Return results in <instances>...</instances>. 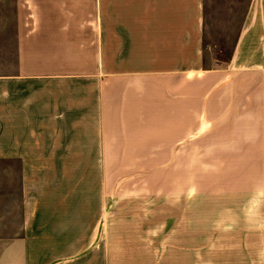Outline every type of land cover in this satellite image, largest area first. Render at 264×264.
Here are the masks:
<instances>
[{
	"label": "crops",
	"instance_id": "1",
	"mask_svg": "<svg viewBox=\"0 0 264 264\" xmlns=\"http://www.w3.org/2000/svg\"><path fill=\"white\" fill-rule=\"evenodd\" d=\"M0 3L15 44L0 68V264H264V0L210 66L207 0ZM118 94L141 100L119 115L168 112L174 217L103 220L83 168ZM203 173L222 209L185 215Z\"/></svg>",
	"mask_w": 264,
	"mask_h": 264
},
{
	"label": "rangeland",
	"instance_id": "2",
	"mask_svg": "<svg viewBox=\"0 0 264 264\" xmlns=\"http://www.w3.org/2000/svg\"><path fill=\"white\" fill-rule=\"evenodd\" d=\"M247 1L207 0L209 18L204 34L207 66L215 64V57L223 63L230 57L240 33L242 11ZM2 9L0 3V68L5 66L7 53L12 56L15 45L11 25L7 22L10 18L4 21L9 13ZM99 88L97 83V94ZM118 96L113 102L114 116L110 131H100L97 135L99 150L94 155L96 164L83 168L87 181L92 180L94 175L100 176L103 220L136 221L174 217L176 204L173 192L170 193V188H173L168 112L162 107L163 112L156 115L155 125L152 114L139 117L119 115L122 108H136L141 100L121 99L122 96ZM143 103L149 107L151 99H144ZM164 104L167 102L161 103V106ZM143 117L145 120L142 125L138 121ZM87 150L85 156L91 157V153H86ZM67 170L71 175L73 167ZM198 187V198L194 201L198 206L192 208L191 201L184 194V214L207 215L220 212L222 208L218 206V199L208 196L207 176L204 173L199 175ZM88 206L94 207L93 198L88 199Z\"/></svg>",
	"mask_w": 264,
	"mask_h": 264
}]
</instances>
